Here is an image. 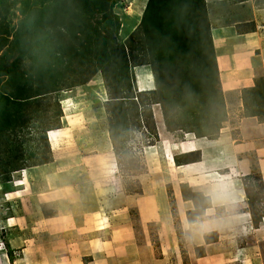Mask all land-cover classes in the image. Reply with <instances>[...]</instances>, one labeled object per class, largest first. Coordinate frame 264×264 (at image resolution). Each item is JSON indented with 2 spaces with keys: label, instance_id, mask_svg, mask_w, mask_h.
I'll use <instances>...</instances> for the list:
<instances>
[{
  "label": "rangeland",
  "instance_id": "374dc122",
  "mask_svg": "<svg viewBox=\"0 0 264 264\" xmlns=\"http://www.w3.org/2000/svg\"><path fill=\"white\" fill-rule=\"evenodd\" d=\"M258 9L264 16V0H0V248L10 264H46V256L64 254L65 243L81 237L87 210L104 215L122 207L136 219L134 200L145 193L159 210H170L184 241L165 163L197 153L171 155L157 146L152 119L159 124L166 106L168 130L259 137L264 79L223 91L212 31L242 12L255 33L248 11ZM107 35L117 59L101 51ZM124 65V75H115ZM110 73L111 92H131L137 113L129 99L110 98L104 79ZM238 174V206H218L216 213L222 237L213 231L204 239H219L225 264H264V188L253 154ZM180 189L188 218L202 217L209 206L204 190L187 183ZM150 235L157 246L152 225Z\"/></svg>",
  "mask_w": 264,
  "mask_h": 264
},
{
  "label": "crops",
  "instance_id": "0c3cea01",
  "mask_svg": "<svg viewBox=\"0 0 264 264\" xmlns=\"http://www.w3.org/2000/svg\"><path fill=\"white\" fill-rule=\"evenodd\" d=\"M248 13L255 18V33L248 31L249 26L240 19V16L245 15L242 12L230 15V24L226 27L212 30L217 70L221 89L225 92L252 87L257 77L264 79V30L259 28L264 24V16L259 9ZM233 22L234 24H231ZM236 25L239 26V31ZM254 34H259V37ZM155 127L157 146L160 145L169 154H199L197 160L188 163H165L168 170L166 177L178 193L177 216L184 241H178L170 210H159L157 199L145 193L134 200L136 219H132L130 210L122 207L109 213L105 212L104 215L103 212L99 214V210L85 211L82 226L78 229L81 231V237L68 240L64 246V254H50L46 256L44 263L53 264L56 261V264H225L228 261V256L218 247L219 239L207 242L204 236L217 231L219 238L222 237L220 223L216 217L218 206H225L229 210H235L238 206V198L242 195L239 191L241 183L238 172L248 169L251 154L257 159L264 188V123L256 124L257 132H261L259 137L243 133L239 140L231 138L227 132H221L216 138H208L191 132L168 130L162 114L159 124L155 121ZM150 149L153 151V146ZM224 165L229 167H222ZM217 168L224 170L223 175L214 173ZM182 183L204 190L209 199V206L204 210L202 217L191 220L188 218L187 204L181 195ZM128 197H125L127 206L132 203V197ZM231 199L238 200L231 202ZM136 224L141 225V230L137 229ZM150 225L157 231V246L151 240ZM50 245L55 243L51 242ZM201 248L204 253H198ZM2 250L0 264H10ZM36 260L35 258L34 261Z\"/></svg>",
  "mask_w": 264,
  "mask_h": 264
},
{
  "label": "trees",
  "instance_id": "16d2710c",
  "mask_svg": "<svg viewBox=\"0 0 264 264\" xmlns=\"http://www.w3.org/2000/svg\"><path fill=\"white\" fill-rule=\"evenodd\" d=\"M93 1H95V2H99L100 4H103V5H107V4H109L112 0H93ZM64 19H66L65 18V16H64ZM56 30H55V36L53 37V44H54V46L55 47H58V45H60V44H62L61 43V41H62V39H60L58 36H57V34H56ZM59 33L60 34H63L62 32H60L59 31ZM109 40H111V43H110V45H108V43H109ZM117 47L115 46V45H113V43H112V37H110V36H106L105 37V39H104V44H102V47H101V51H102V53H104V55H106V57L107 58H113V57H111V55L112 56H116V58L115 59H117V57H118V54H117ZM60 53V52H59ZM123 56V55H122ZM137 56V55H136ZM141 63H144V62H141ZM125 65L124 66H119V68H118V70H115V75L116 74H118L120 77H122V75H124V73H125ZM56 74L57 75H59L60 76V74H62V72L60 71V70H57V72H56ZM104 79H105V82H106V84H107V86H108V90H109V94H110V98H112V99H116V101H119V103L121 104H123V100L124 99H129L130 100V96H129V94L131 93V92H129V93H127L126 95H118V96H116V94L115 93H112L111 92V87H112V85H111V79H112V74L110 73V75H108V74H105V77H104ZM119 81V80H118ZM119 82H121V81H119ZM119 84H121V83H119ZM111 85V86H110ZM124 86V85H123ZM120 97H122L121 99H120ZM130 106L132 107V110L134 111V112H136L137 113V111H138V109H137V105L135 104V102L133 101V100H130ZM132 112V111H131ZM136 116H137V114H135ZM134 115V116H135ZM131 116H133V115H131ZM133 116V117H134ZM163 119H164V123H165V126H166V128L168 129L169 127H170V120H169V118H168V114H167V112H166V106H164L163 107ZM152 122H153V129H155V131H156V128H155V122H154V120L152 119ZM188 132H190V131H188ZM194 132V134L195 135H197V136H206V134L204 133V131H202V132H197V131H193ZM44 136V135H43ZM44 138V140H45V137H43ZM45 143H46V145H48L47 144V141H45ZM191 154V153H190ZM189 154V155H190ZM192 154H195V153H192ZM199 158V154L197 153V157H195V158H193V159H190V160H187V162H182V163H188V162H191V161H194V160H197ZM38 159L40 160V161H42V162H46L44 159H46L42 154L38 157ZM182 163H179V162H177L176 164H182Z\"/></svg>",
  "mask_w": 264,
  "mask_h": 264
},
{
  "label": "built area",
  "instance_id": "2783aa9c",
  "mask_svg": "<svg viewBox=\"0 0 264 264\" xmlns=\"http://www.w3.org/2000/svg\"><path fill=\"white\" fill-rule=\"evenodd\" d=\"M259 28L264 30V24L260 25Z\"/></svg>",
  "mask_w": 264,
  "mask_h": 264
},
{
  "label": "bare ground",
  "instance_id": "6f19581e",
  "mask_svg": "<svg viewBox=\"0 0 264 264\" xmlns=\"http://www.w3.org/2000/svg\"><path fill=\"white\" fill-rule=\"evenodd\" d=\"M137 16L140 17V13L138 12L137 13ZM155 122V121H154ZM227 167V166H226ZM229 167V166H228ZM226 173H227V170H226ZM1 250V249H0Z\"/></svg>",
  "mask_w": 264,
  "mask_h": 264
},
{
  "label": "snow or ice",
  "instance_id": "6c2138e0",
  "mask_svg": "<svg viewBox=\"0 0 264 264\" xmlns=\"http://www.w3.org/2000/svg\"><path fill=\"white\" fill-rule=\"evenodd\" d=\"M11 223V222H10Z\"/></svg>",
  "mask_w": 264,
  "mask_h": 264
}]
</instances>
